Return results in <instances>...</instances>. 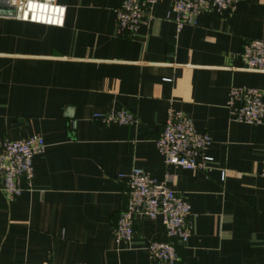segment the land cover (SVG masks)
I'll return each instance as SVG.
<instances>
[{
  "label": "crops",
  "instance_id": "crops-1",
  "mask_svg": "<svg viewBox=\"0 0 264 264\" xmlns=\"http://www.w3.org/2000/svg\"><path fill=\"white\" fill-rule=\"evenodd\" d=\"M123 1L57 0L63 28L0 11V144L34 135L47 144L30 188L23 181L12 202L0 190V264H164L147 250L166 240L161 218H138L128 245L113 239L129 192L122 177L135 168L191 205L193 235L174 241L178 264H264V124L239 123L228 108L233 87L264 91V73L242 59L247 42L264 41V0L203 10L180 32L161 0L133 36L116 28ZM171 109L212 136L206 170L168 166L159 153ZM121 110L136 125L94 119Z\"/></svg>",
  "mask_w": 264,
  "mask_h": 264
},
{
  "label": "built area",
  "instance_id": "built-area-1",
  "mask_svg": "<svg viewBox=\"0 0 264 264\" xmlns=\"http://www.w3.org/2000/svg\"><path fill=\"white\" fill-rule=\"evenodd\" d=\"M14 18L42 26L63 28L67 8L57 0H6ZM161 0H124L115 11L116 28L120 35H136L153 18V8ZM178 31L185 26L198 24L203 10L213 9L220 14H233L238 0H169ZM244 69L264 73V41L251 40L243 48ZM228 108L232 118L248 125L264 124V91L255 88L233 87ZM106 125L131 127L137 118L129 111H109L94 115ZM75 126V122H74ZM166 165L185 170H206L209 157H202L212 145L209 133H199L193 120L184 113L169 110L162 132L156 142ZM47 144L41 135L20 140H5L0 144V190L8 202L20 197L25 187H31L34 178V158L46 153ZM202 157V161H200ZM264 177V160L262 163ZM129 186L127 205L117 220L113 239L119 245L132 243L138 218L155 221L162 219L166 240H152L147 244L149 254L164 264H178L180 258L174 241L188 242L193 235L191 205L188 200L168 185L135 168L122 177ZM43 264H54L45 262ZM82 264V263H74Z\"/></svg>",
  "mask_w": 264,
  "mask_h": 264
},
{
  "label": "water",
  "instance_id": "water-1",
  "mask_svg": "<svg viewBox=\"0 0 264 264\" xmlns=\"http://www.w3.org/2000/svg\"><path fill=\"white\" fill-rule=\"evenodd\" d=\"M0 7H8V2H7L6 0H0ZM0 11H1V13H2L3 15L10 16V17H14V16H15L13 10H10V9H9V10H7V11L5 12V10L1 8Z\"/></svg>",
  "mask_w": 264,
  "mask_h": 264
}]
</instances>
